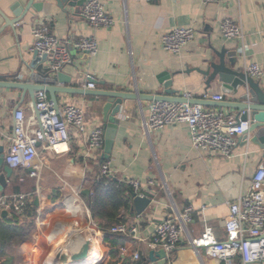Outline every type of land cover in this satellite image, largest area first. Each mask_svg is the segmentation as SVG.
<instances>
[{"label":"crops","instance_id":"crops-1","mask_svg":"<svg viewBox=\"0 0 264 264\" xmlns=\"http://www.w3.org/2000/svg\"><path fill=\"white\" fill-rule=\"evenodd\" d=\"M28 1L0 0V8L13 17L12 5L20 2L24 6ZM39 1L42 0H36ZM99 1L115 19L110 27L93 28L79 14V7L71 2H65L61 8L56 0H45L46 6L41 11L31 10L15 26L16 31L7 28L0 33V80L5 82L34 83L29 81L30 72L23 63L33 57L34 23L50 20L52 32L61 40L70 42L72 62L59 71L65 74L66 80L57 81L56 85L67 90L73 88V91H57L55 94L59 108L69 104L83 108L89 131L103 127L106 99L100 94L88 95L76 90L134 92L140 93L142 99H129L121 106L108 159H103L105 145L102 153L96 156L89 150L83 135L70 127L69 151L46 153V166L39 179L31 177L28 169L14 170L7 187L0 190V196L29 193L27 206L21 215L0 208V218H7L13 226L24 231L25 239L18 243L23 244L27 256L17 261L6 249L5 255L0 257V264L7 260L11 261L10 264H34L35 259L44 255L42 247L48 244L42 242V238L64 228L75 236L74 241L92 238L88 254L96 261L89 264H226L209 257L205 251L200 260L189 248L185 237L169 257L152 261L148 259L152 250L148 242L155 226L172 216L173 206L180 210L188 206L195 209L190 224L193 236L200 235L209 225L216 237L224 240L225 222L230 213L228 202L236 200L250 187L255 172L264 163L262 146L252 142L253 133H250L246 139L243 136L238 138L229 156L211 155L194 148L187 123L166 125L147 136L143 132V120L148 117L153 96L164 94L165 88L158 77L166 71L175 74L172 88L177 90V96L190 93L189 102L199 101L196 104L206 109L236 116L238 95L223 92L218 81L208 84L206 76L197 69H204L214 58L215 51L225 47L229 51L237 50L239 66L243 70L247 64L255 62L264 72V0H214L207 3L204 0ZM226 17L241 24L243 42L249 45L247 56L241 51L242 40L223 37L221 24ZM174 26H191L196 30L195 38L176 54L165 50L161 44L163 34ZM92 35L99 42L97 54L90 55L73 48L72 42ZM44 64L50 67L48 57ZM254 78L264 89V73L262 77ZM90 80L96 84L94 89L86 88ZM35 93L22 88H0L1 131L13 135L15 110L22 107L29 114ZM46 93L53 100L52 94ZM212 94H223L224 99L216 101ZM0 144L7 152L9 143L1 134ZM105 160L111 161L114 171L111 178L124 184L126 191L120 196L129 206L120 210V220L107 229L100 226L88 206L93 181L99 178L100 166ZM130 179L139 180L141 196L152 199L141 214L132 210L133 199L127 189ZM149 180L154 184L150 185ZM85 190L90 191L89 195L84 193ZM124 221L139 223L140 240L109 231L114 224ZM27 235H32L37 242L34 245L28 243ZM47 250L52 252L54 249L49 247ZM137 250L140 258L134 260ZM231 264L243 262L240 256H235Z\"/></svg>","mask_w":264,"mask_h":264},{"label":"built area","instance_id":"built-area-1","mask_svg":"<svg viewBox=\"0 0 264 264\" xmlns=\"http://www.w3.org/2000/svg\"><path fill=\"white\" fill-rule=\"evenodd\" d=\"M210 1L214 0H204L205 3ZM79 14L95 29L110 27L115 22L99 0H84L79 8ZM221 31L226 39L244 41L241 24L231 17H226L222 21ZM32 35L33 50L40 56L46 55L49 58L53 73H58L72 62L68 47L70 42L61 40L52 32L50 20L34 23ZM195 36L196 30L191 26H174L163 34L161 44L165 50L176 54L182 52ZM72 46L78 51L95 55L99 49V42L97 37L92 35L75 40ZM248 49L249 45L243 42L241 51L246 56L249 53ZM245 70L257 78L262 77L264 73L260 65L255 62L247 64ZM95 86L94 82H88L86 88L94 89ZM212 97L216 101L224 99L223 94H212ZM181 98L185 101H152L148 117L143 120L144 134L149 136L166 125L184 122L190 127L192 145L195 149L207 151L211 155L229 156L237 145L238 138L244 136L250 129L249 119L238 122L235 115L191 103L189 102L192 98L190 93H185ZM30 110L29 114H26L22 107L15 110L13 135L0 130V134L9 143L5 163L10 168L14 170L32 168L31 177L39 179L42 169L46 166V153L63 154L69 151L70 127L83 135L92 153L96 156L102 153L105 145V129L96 127L89 131L82 107L69 104L61 109L48 98L46 91L38 90ZM113 173L111 161H103L99 176L111 178ZM127 183L132 188L131 191L141 195L142 184L139 180L130 179ZM148 183L153 185L154 181L149 180ZM29 195L25 192L2 195L0 208L13 210L21 215L25 211ZM228 205L230 213L225 222L226 238L224 240H219L209 225L205 226L200 235L193 236L190 224L193 221L195 209L188 206L180 210L177 206H173L172 216L155 226L153 237L148 245L152 249H164L169 257V254L185 237L189 248L200 260L205 251L209 257L224 261L226 264H231L235 256H240L243 264L264 262V163L255 172L248 190L240 194L236 200L228 202ZM139 229L140 225L137 221L134 223L124 221L114 224L109 231L114 235H127L140 240ZM67 230L70 231L68 228L54 230L42 238V242H46L47 239L49 242L42 247L44 255L38 258V264H89L93 261L89 254L79 263L73 260L72 257L76 252L71 248V244L75 236ZM50 239L53 240L50 241ZM91 239L89 237L86 241L91 244ZM49 247L54 248L52 251L54 256L51 258L46 251ZM133 257L134 260H138L140 252L135 251ZM94 261H96L95 258Z\"/></svg>","mask_w":264,"mask_h":264},{"label":"water","instance_id":"water-1","mask_svg":"<svg viewBox=\"0 0 264 264\" xmlns=\"http://www.w3.org/2000/svg\"><path fill=\"white\" fill-rule=\"evenodd\" d=\"M58 5L63 8L65 2H71L73 6H80L84 0L73 2L70 0H56ZM46 6L45 0L36 2V0H29L24 6L20 2H16L12 5L11 10L14 14L13 17L8 16L5 11L0 8V33L11 28L16 31L15 26L20 23L24 18L27 17L28 13L33 11H41ZM47 56H40L38 52L34 51L32 59L28 62L23 60L26 69L30 72L29 81L34 83H14L4 80H0V88H22L23 90H30L34 93L38 90H45L52 94L53 101L58 107V101L56 98V92H72L73 88L67 90L65 88H58L57 81L64 82L66 80L65 74L62 72L53 73L48 65H45ZM198 72L202 73L207 78V83L218 81L221 84L223 92L234 93L238 95V114L236 120H250L251 126L248 132L243 136L244 139L250 133H253L252 142L262 146L264 150V89L261 87L259 81H257L252 75L242 69L239 66V56L237 50H227L225 47L220 51H215V56L209 61L208 65L202 69L198 68ZM175 74L170 72H162L160 74L159 82L164 86V94H157L153 96V100L163 101H175L183 102V98L177 96V90L173 89ZM90 82H94L90 80ZM80 93L88 95L97 94L104 97L105 103L103 105V127L105 129V154L103 159L110 157L111 150L113 148L116 131L119 124L117 114L120 112L121 106L126 100L129 99H141V94L134 92H117V91H106V92H94L91 90L79 89L76 90ZM35 101V96H34ZM200 103L198 102H194ZM5 147L0 144V190L3 191L7 185L9 179L14 173V169L10 168L5 163ZM30 172L32 168L28 169ZM85 194L89 195L90 191L85 190ZM130 196L133 199L132 210L138 214L143 213L148 206L151 204L152 199L149 196H141L131 191ZM6 214V212L4 213ZM71 248L74 249L76 254L73 255V260L76 263L83 261L88 256L89 242L83 240L82 242L74 241L71 244ZM166 252L164 249H152L149 252L148 259L156 261L158 258H166Z\"/></svg>","mask_w":264,"mask_h":264},{"label":"trees","instance_id":"trees-1","mask_svg":"<svg viewBox=\"0 0 264 264\" xmlns=\"http://www.w3.org/2000/svg\"><path fill=\"white\" fill-rule=\"evenodd\" d=\"M98 177L99 178L93 181L91 188L92 194L88 200V206L94 218L100 223V226L103 229H107L110 224L112 225L120 220V210L123 207L128 209L129 206L120 196V194L126 191V189H124V184L112 178ZM127 189L130 191L132 190L131 187ZM15 191H19V189ZM13 218L17 219L15 215ZM24 239L25 233L22 229L18 226H13L7 218H0V257L5 255V250L9 245L18 241H23ZM10 263L11 261L7 260L3 264Z\"/></svg>","mask_w":264,"mask_h":264},{"label":"rangeland","instance_id":"rangeland-1","mask_svg":"<svg viewBox=\"0 0 264 264\" xmlns=\"http://www.w3.org/2000/svg\"><path fill=\"white\" fill-rule=\"evenodd\" d=\"M28 239L27 242L30 243L31 245H34L35 242H37L36 238H33L32 235H27ZM6 252L11 256L12 259H16L17 261H22V259H24L27 255H26V251L23 248V244L22 243H13L11 245H9L7 247ZM30 254H28L29 256ZM31 260V259H30ZM37 259H35V261L33 262L34 264H38L37 263Z\"/></svg>","mask_w":264,"mask_h":264},{"label":"bare ground","instance_id":"bare-ground-1","mask_svg":"<svg viewBox=\"0 0 264 264\" xmlns=\"http://www.w3.org/2000/svg\"><path fill=\"white\" fill-rule=\"evenodd\" d=\"M54 239V238H53ZM53 239H50V241H52ZM46 242H49L48 241V239L46 240ZM55 247V246H54ZM52 249H54V248H52ZM47 251V255H48V257L49 258H51V257H53L54 256V253L52 252V253H50L48 250H46ZM51 254V255H50Z\"/></svg>","mask_w":264,"mask_h":264}]
</instances>
